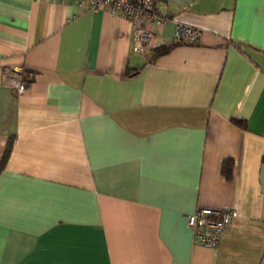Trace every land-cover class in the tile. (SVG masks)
I'll return each mask as SVG.
<instances>
[{
    "label": "crops",
    "instance_id": "0c3cea01",
    "mask_svg": "<svg viewBox=\"0 0 264 264\" xmlns=\"http://www.w3.org/2000/svg\"><path fill=\"white\" fill-rule=\"evenodd\" d=\"M157 6L154 50L199 41L153 58L107 7L0 0V264H264V0ZM200 208L237 213L215 249Z\"/></svg>",
    "mask_w": 264,
    "mask_h": 264
},
{
    "label": "built area",
    "instance_id": "2783aa9c",
    "mask_svg": "<svg viewBox=\"0 0 264 264\" xmlns=\"http://www.w3.org/2000/svg\"><path fill=\"white\" fill-rule=\"evenodd\" d=\"M74 1L80 6L91 10L107 7L115 14L127 17L134 25L133 49L146 56H151L155 48L156 32L151 27H160L170 21V16L160 14L157 0H65ZM199 31L181 24L174 30L176 41L184 44H193L199 41ZM8 84L18 94L27 91V83L21 73L8 78ZM237 217L231 209L200 208L187 218L188 225L193 231V240L196 244L209 249H215L226 228Z\"/></svg>",
    "mask_w": 264,
    "mask_h": 264
},
{
    "label": "trees",
    "instance_id": "16d2710c",
    "mask_svg": "<svg viewBox=\"0 0 264 264\" xmlns=\"http://www.w3.org/2000/svg\"><path fill=\"white\" fill-rule=\"evenodd\" d=\"M178 44H184L182 42H178L177 43H174L170 46H163V47H158L154 50V56L153 58H156L157 56H160L162 54H165L167 52H169L173 47H175L176 45ZM236 123H238L239 125L241 126H245V124L243 122H240V121H235ZM8 149H6V152L4 153V158L2 160V162L5 161L6 157L8 156V152H9V145L7 147ZM222 173L225 175V177L227 179H231L232 177V163L229 162V161H224L223 162V165H222Z\"/></svg>",
    "mask_w": 264,
    "mask_h": 264
}]
</instances>
